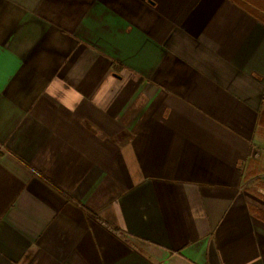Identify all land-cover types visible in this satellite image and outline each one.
<instances>
[{"label":"crops","instance_id":"0c3cea01","mask_svg":"<svg viewBox=\"0 0 264 264\" xmlns=\"http://www.w3.org/2000/svg\"><path fill=\"white\" fill-rule=\"evenodd\" d=\"M0 264H264V0H0Z\"/></svg>","mask_w":264,"mask_h":264}]
</instances>
